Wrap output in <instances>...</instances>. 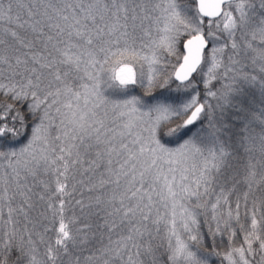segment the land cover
Here are the masks:
<instances>
[{
    "label": "snow or ice",
    "instance_id": "6c2138e0",
    "mask_svg": "<svg viewBox=\"0 0 264 264\" xmlns=\"http://www.w3.org/2000/svg\"><path fill=\"white\" fill-rule=\"evenodd\" d=\"M0 264H264V0H0Z\"/></svg>",
    "mask_w": 264,
    "mask_h": 264
},
{
    "label": "trees",
    "instance_id": "16d2710c",
    "mask_svg": "<svg viewBox=\"0 0 264 264\" xmlns=\"http://www.w3.org/2000/svg\"><path fill=\"white\" fill-rule=\"evenodd\" d=\"M253 91H255V90H253ZM256 96L258 97V93H256Z\"/></svg>",
    "mask_w": 264,
    "mask_h": 264
}]
</instances>
